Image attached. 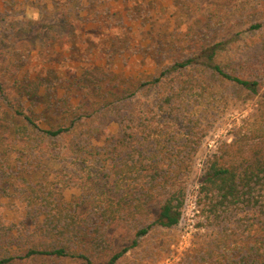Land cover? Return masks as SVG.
I'll list each match as a JSON object with an SVG mask.
<instances>
[{
  "label": "rangeland",
  "instance_id": "rangeland-1",
  "mask_svg": "<svg viewBox=\"0 0 264 264\" xmlns=\"http://www.w3.org/2000/svg\"><path fill=\"white\" fill-rule=\"evenodd\" d=\"M257 6L253 0H0L5 87L13 91L7 66L19 62L16 73L51 83L48 100L24 103L38 107L39 127H71V138L39 133L22 142L14 127L23 121L0 99V259L37 243L68 245L60 232L72 215L79 239L70 249L88 251L95 264L109 257L88 242L101 239L121 251L151 225L115 264H264L263 241L253 237L263 220L258 209L208 219L197 205L207 160L264 120V12ZM215 45L214 63L259 81L258 94L218 77L205 59L198 68L170 70ZM164 73L165 87L147 85ZM126 131L145 153L144 192L133 184L116 191L115 145ZM178 190L186 195L180 223L154 225L161 200ZM144 193L155 195L147 219L126 211L112 220L121 197ZM17 264L84 263L37 256Z\"/></svg>",
  "mask_w": 264,
  "mask_h": 264
},
{
  "label": "trees",
  "instance_id": "trees-1",
  "mask_svg": "<svg viewBox=\"0 0 264 264\" xmlns=\"http://www.w3.org/2000/svg\"><path fill=\"white\" fill-rule=\"evenodd\" d=\"M258 3L257 7H253L254 11L264 12V0H253ZM262 24L253 25L251 28L254 30L260 29ZM219 45H215L212 48H201L198 53L192 55L190 59L181 63L175 64L170 70H183L187 68H198V63L201 59H205L209 62L210 67L214 74L221 77L223 80L232 82L243 89L251 92L252 94H258L259 81L250 79L244 75H238L226 71L221 65L214 63V59L217 56V50ZM6 54L0 53V66L6 61ZM18 55V53H16ZM19 62L12 61L10 66H7L8 79L14 82L13 91L10 92L5 87V80H3V74L0 67V99L6 102L8 108L14 113L16 118H20L23 121L14 127L15 136L22 142L28 143L32 141L35 134L44 133L53 138L67 137L71 138V127H52L51 129L43 130L37 123L38 107H27L24 105L26 101H33V98H46L50 97L47 88H51V83L44 85V80L39 79L40 83L35 80H30L25 74L16 73L17 64ZM262 63H264L262 61ZM165 73L161 77L152 79L147 82V85L158 88L165 87L163 81ZM166 90V89H165ZM164 90V91H165ZM44 92V93H42ZM164 101L170 104L172 98L167 96L165 92L162 93ZM71 124H75V120H70ZM124 138L118 137V144L115 145V150L118 156L121 158L115 164L114 170L116 171L119 179L116 181V191L121 192V188L125 184L128 187L132 186L137 189L138 186L142 187L144 192L145 182V157L144 152L137 147L136 137L132 132H125ZM79 150L87 154L84 146H77ZM136 156L138 157L136 159ZM66 158L65 156L62 157ZM68 159V158H66ZM63 159V160H66ZM202 174L199 179V188L197 195V205L199 211L205 215V218L220 217L222 213H227L231 210L240 208H252L258 209L263 216V220L260 225L254 229V236H259L264 245V193L261 194V190L264 192V120L258 126H253L246 130L242 129L237 134L234 141L231 143H225L217 153L211 156L202 170ZM120 189V190H119ZM138 191V190H137ZM185 191L178 190L172 191L164 200H161L159 205V213L156 216L154 225L163 228H173L180 223L182 217L183 207L185 204ZM155 195H148V193L140 194L130 201L121 197L117 203V207L120 212L112 209V220L119 222L121 216L128 211V214L132 217H139L147 219L150 209L149 204L153 201ZM43 200H49L47 197H43ZM118 214V216H116ZM70 220L64 228L61 229V235L66 237L68 243H73V240L79 239L77 232L71 227L76 225L75 217L67 215ZM54 227L58 228V225ZM72 228V229H71ZM152 228L148 226L139 230L136 239L133 241L130 247L124 248L121 251H114L111 247H104V241L95 240L93 243H89V248L97 254H108V264H115L118 262L128 251L136 248L138 238H142L147 235ZM74 231L76 233H74ZM63 246H50L42 243L33 244L24 255L7 256L0 259V264H17V262H25L33 259L37 256H49L58 259L72 258L81 261L84 264H95L93 254L83 250H71V245ZM264 248V247H263ZM264 258L263 254L260 256Z\"/></svg>",
  "mask_w": 264,
  "mask_h": 264
}]
</instances>
